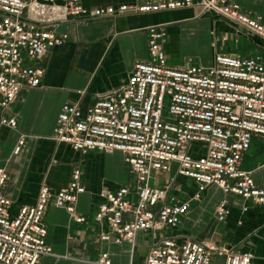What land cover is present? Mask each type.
I'll return each mask as SVG.
<instances>
[{"label":"built area","instance_id":"1","mask_svg":"<svg viewBox=\"0 0 264 264\" xmlns=\"http://www.w3.org/2000/svg\"><path fill=\"white\" fill-rule=\"evenodd\" d=\"M196 9L255 37L260 48L250 57L221 53L210 66L169 65L165 25L147 28L149 60L135 65L125 85L103 95L87 110L65 104L51 140L82 157L121 153L130 185L108 191L93 209L101 244H134L139 234L162 233L145 264H255L250 252L212 243L178 239L166 231L180 227L193 202L211 187L224 198L215 217L231 215L229 197L264 206V188L253 172L242 169L255 139L264 138V17L227 0H137L135 3L86 8L82 0H0V131L15 130L12 112L24 90H36L45 77L44 59L67 37L56 29L75 18H117ZM226 41V39H225ZM26 136L14 151L22 153ZM264 170V165L260 167ZM83 166L76 167L67 188L40 187L37 202L12 214L5 193L11 179L0 164V264H39L53 254L45 222L50 206L65 209L78 224L76 205L86 192ZM178 178L195 185L189 199ZM249 207H243L246 213ZM93 264H113L101 251Z\"/></svg>","mask_w":264,"mask_h":264},{"label":"crops","instance_id":"2","mask_svg":"<svg viewBox=\"0 0 264 264\" xmlns=\"http://www.w3.org/2000/svg\"><path fill=\"white\" fill-rule=\"evenodd\" d=\"M137 0H82L86 8H100L135 3ZM243 10L264 17V0H227ZM165 25L168 41L164 50L169 65L182 68L190 65L210 66L214 63L215 50L207 63L192 64L185 53L174 54L179 36L217 35L234 41L237 48L225 53L252 56L261 42L211 15L201 16L196 9L165 12L151 15H125L117 18H73L56 29L67 42L52 49L44 59L45 77L36 90H24L12 112L19 120L18 128L0 131V164L6 165L11 179L5 189L13 202L12 214L23 206L37 202L40 187L47 184L54 192L68 187L76 167L83 166V184L86 192L76 205L79 216L89 217L88 223L78 224L65 209L50 206L45 222L48 227L47 242L53 254L45 256L39 264H93L101 251L110 254L113 264H145L150 248L162 233L145 232L137 236L134 244L125 242L101 244L92 220L93 209L108 191L130 185L123 154L93 153L82 157L67 145L51 140L62 107L75 104L83 110L95 104L103 95L122 88L134 67L149 60L147 28ZM199 33V34H197ZM244 38L245 48L239 47ZM185 45V38L183 41ZM226 42V41H225ZM182 46V45H181ZM202 61V60H201ZM22 136L26 144L19 155L14 151ZM264 138L255 139L253 148L246 154L242 169L253 172L256 184L264 188ZM185 187V198L195 191L194 183L178 178ZM218 187H211L200 202H193L190 213L174 231L179 242L193 239L198 242L225 246L237 251L250 252L255 264H264V206L239 198L229 197L231 215L224 223L216 220V209L224 198ZM212 201L208 209L204 205ZM249 207L243 213V207ZM255 234L256 232H259Z\"/></svg>","mask_w":264,"mask_h":264},{"label":"rangeland","instance_id":"3","mask_svg":"<svg viewBox=\"0 0 264 264\" xmlns=\"http://www.w3.org/2000/svg\"><path fill=\"white\" fill-rule=\"evenodd\" d=\"M199 34V33H197ZM224 34H218L217 37L215 35H205L204 33L199 35H192L190 32H185L184 36H181V33H178L179 40L178 44L180 45L178 48H174V54L183 52L185 53V58L189 59V62H192V64H197L196 62H204L207 63L209 56L212 52L218 51V54L225 53L231 49L237 48L234 41L230 38L229 41L228 38L226 39ZM185 38V45L183 46V41ZM226 39V42H225ZM244 38L240 40L239 47L241 49L245 48ZM182 45V46H181ZM202 60V61H201ZM253 148V145H252ZM212 201H207L204 203L205 206L208 207V209L212 206ZM259 232H256L255 234H258ZM258 260L261 262H264V256L258 257Z\"/></svg>","mask_w":264,"mask_h":264}]
</instances>
